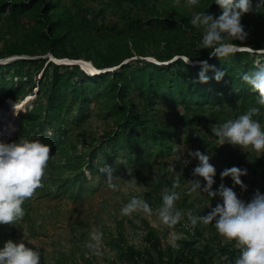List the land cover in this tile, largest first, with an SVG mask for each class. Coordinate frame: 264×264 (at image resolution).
Returning <instances> with one entry per match:
<instances>
[{
    "label": "trees",
    "instance_id": "obj_1",
    "mask_svg": "<svg viewBox=\"0 0 264 264\" xmlns=\"http://www.w3.org/2000/svg\"><path fill=\"white\" fill-rule=\"evenodd\" d=\"M255 4L253 0L254 9L241 17L246 39L234 41L253 51L219 58L209 55L211 49L199 47L202 29L190 23L193 12L184 0H0V58L25 55L0 62V108L5 98H20L36 82L38 89L8 142L23 136L50 145L41 184L55 196L74 199L96 190L105 176L123 171L136 176L147 169L156 172L155 189L142 199L161 204L163 194L156 187L163 186L167 176L165 157L178 153L183 138L201 149L207 146L215 156L226 148L230 157H223L224 163H244L241 155L228 149L230 143H218L211 128L254 106L261 109L255 118L264 123V106L257 104V94L242 80L245 72L264 63V52L257 51L264 49V8ZM193 8L214 16L222 11L214 0H199ZM47 54L83 59L104 70L88 73L80 63H57ZM185 56L208 60L224 71V77L217 81L215 70L209 69V80L200 82V64H188ZM111 66L115 67L105 69ZM91 115L102 120L103 130L94 131L88 144L82 142L78 148L71 134L80 140L82 124ZM74 127L80 130L76 134ZM248 153L250 160L242 169L259 174L264 188L259 169L263 155L257 156L252 148ZM176 178L186 179L179 172L172 176ZM187 189L185 185L179 205L195 207L192 201L187 203ZM143 224L142 247L124 242L121 232L111 239L127 264H234L240 254L234 242H221L214 222L198 223L194 229L188 220L180 224L178 248L164 246L155 228L147 220ZM86 259L93 264V255Z\"/></svg>",
    "mask_w": 264,
    "mask_h": 264
},
{
    "label": "clouds",
    "instance_id": "obj_2",
    "mask_svg": "<svg viewBox=\"0 0 264 264\" xmlns=\"http://www.w3.org/2000/svg\"><path fill=\"white\" fill-rule=\"evenodd\" d=\"M214 2L222 10L220 15L214 16L212 13L199 11L191 16L190 23L202 29L199 47L211 49L209 55L219 58L241 50L252 51L249 47L234 41H243L248 35L241 23V17L244 13L254 9L253 0H214ZM198 3L199 0H184V4L189 8L198 5ZM255 8H264V0H256ZM149 57L145 58L160 62ZM55 58L53 55H49V60L57 63L79 61V59ZM183 58L188 64H200L201 69L198 73L200 82L209 80V76L206 74L209 69L215 70L214 78L217 81L225 75L224 71L215 69V65H210L206 59L191 61L187 56ZM92 69L89 73H99L104 70L96 69L94 66ZM242 80L257 94V104L264 106V63H258L254 70L245 72L242 75ZM24 95L18 99H22ZM6 99L8 101L12 98ZM260 111L259 107H250L237 117L227 119L212 127L211 131L218 138L219 144L227 142L240 145L243 149L250 146L257 153H264V123L255 118ZM49 153L50 145L39 139L21 136L12 142L0 141V224L13 223L25 215L23 203L41 186V180L50 158ZM190 155L199 161L193 169V175L202 177L203 183L201 179L192 181L188 191L206 193L209 197L220 198L215 206L211 205L210 210L203 215L189 212L187 220L191 227L194 229L198 223L214 222L216 230L228 240L235 241L240 250L234 264H264V193L257 189L251 199L246 202L238 197L233 187L226 186L223 182L213 189L216 168L210 163V156L199 149L191 151ZM172 167L170 165V168ZM246 173L247 169L234 165L224 168L220 172V176L221 178L230 176L235 185L244 188L246 186L243 184L241 176ZM179 183L178 179L175 180L172 189L166 191L162 196L159 218L168 226L176 225L183 216V213L175 207L179 193L174 189ZM109 187L115 189L117 185L109 183ZM137 210L148 213L152 211L146 201L134 196L129 202L122 205L120 212L122 215H131ZM102 235L99 231L91 233L90 239L94 243L89 244L90 250L99 247ZM177 239H179L178 235L173 237L174 241ZM0 241L2 242V240ZM173 247L178 248L179 244L173 243ZM40 256L38 250L28 247L23 240L14 242L12 239H8L0 246V264H40Z\"/></svg>",
    "mask_w": 264,
    "mask_h": 264
},
{
    "label": "rangeland",
    "instance_id": "obj_3",
    "mask_svg": "<svg viewBox=\"0 0 264 264\" xmlns=\"http://www.w3.org/2000/svg\"><path fill=\"white\" fill-rule=\"evenodd\" d=\"M186 8L192 11L193 14L195 13L193 7L189 8L186 6ZM258 51L264 52V49ZM49 55L47 54L46 56L49 58ZM17 56L25 55H12L8 58L0 59V62H7ZM79 60L82 67L86 68L88 73L91 72L92 63L87 61L90 63L86 64V60ZM39 76L40 74L38 73L36 78L38 79ZM37 93L36 82L32 90H27L24 98L22 97V99L14 102V104L19 105L17 108L11 107L5 98L3 106L0 108V127L6 126L5 128H10V130L7 140L4 142L11 140L18 132V118L31 108L38 95ZM164 109L167 110L166 107ZM168 117L171 116L169 115ZM68 126L70 127L71 124ZM82 126L83 136H81L80 140H76L77 137L71 134L78 148L82 146V142L88 144V138L95 135V132L101 134L103 130L102 120L96 115H91ZM177 127H179V131L182 134L186 132L183 126ZM79 131L74 127V134ZM217 141L219 143V140ZM177 146L178 153L176 152L171 156L165 157L167 165L166 167L164 166L163 170L166 171L167 176L163 179V186L156 187V190L160 194H164L166 191L172 189L175 180L178 179L180 181L181 184L174 189L179 193V199L175 202V207L183 213V216L176 225L168 226L164 224L159 218L161 204L148 203L145 198L143 200L152 209L150 213L137 210L131 215L121 214L120 209L122 205L129 202L132 197L135 196L142 199L154 191L155 185L153 183L156 176L155 171L147 169L139 170L140 172L136 176H131L128 171H123L119 176H105L102 184L96 190L87 194L83 193L76 200L73 196H55L53 190L49 191L45 185L41 184L34 191L33 195L24 201L25 215L21 219L13 223L0 224V240H2V244L8 239H12L14 242L23 240L28 247H32L40 252V264H89L90 260L86 258L90 255L94 256L93 264H127L125 260L119 258L117 250L111 244V239L117 238L119 232H121L124 242L142 247L144 244L142 237L146 231L143 220H147L161 237L164 246L166 244L173 245L178 240L174 241V236L178 235L179 239L181 238L183 232L178 229V226L185 225L189 212L194 214L201 209L203 214H205L204 210H210V206H215L220 199L219 197H209L206 193L189 192L187 189V203L192 201L195 207L179 205L185 185L189 188L191 182L196 179H201L203 183L202 177L193 175V169L199 161L195 157H192L190 152L197 149L208 154L210 156V163L216 168L213 189H216L223 182L226 186L233 187L238 197L246 202L251 199L257 189L261 193H264V188L260 181L261 176L259 174L254 176L251 169H247L246 175L241 176V180L246 186L244 188L240 185H235L230 176L223 178L220 176V172L224 168L234 165L242 168L245 165L244 163H248L250 160L248 153V149L251 148L250 146L243 149L240 145L231 144L228 148L231 152L234 151L236 154L241 155L244 163L240 165L237 164L236 160L235 164L232 162L229 164L227 161L223 162V157H226V155L230 157V153L226 148H223L224 151L221 154L215 156V151H208L207 146L201 149L197 143L185 141L184 138L178 142ZM256 155H263L259 169L264 173V153L256 152ZM170 165L173 167L170 168ZM178 172L185 175L186 179L181 180L176 178L173 180L172 176L178 174ZM87 173L89 174V172ZM45 176L48 175L45 174ZM109 183L115 184L117 187L115 189L110 188ZM94 231H99L103 234L102 242L98 248L90 250L89 244L94 243L91 241L90 235ZM220 240L221 242L235 243V241H230L221 234ZM214 264H218V262Z\"/></svg>",
    "mask_w": 264,
    "mask_h": 264
},
{
    "label": "bare ground",
    "instance_id": "obj_4",
    "mask_svg": "<svg viewBox=\"0 0 264 264\" xmlns=\"http://www.w3.org/2000/svg\"><path fill=\"white\" fill-rule=\"evenodd\" d=\"M55 59H58V58H55ZM63 62H68V61H62L61 63H63ZM90 63V62H89ZM87 61H86V64H89ZM92 65H91V70H93L92 69ZM97 69V68H96ZM24 98V97H23ZM14 100H12V99H8V104L11 106V107H13V108H17L19 105L18 104H14ZM14 105H15V107H14ZM16 112H17V110H16ZM14 114H15V112H14ZM21 115H23V114H21ZM8 124V123H7ZM5 127L6 126H2V127H0V141H5V140H7V137H8V133H9V130H10V128H6L5 129ZM7 127H8V125H7Z\"/></svg>",
    "mask_w": 264,
    "mask_h": 264
},
{
    "label": "water",
    "instance_id": "obj_5",
    "mask_svg": "<svg viewBox=\"0 0 264 264\" xmlns=\"http://www.w3.org/2000/svg\"><path fill=\"white\" fill-rule=\"evenodd\" d=\"M75 62H80V60L79 61H75ZM193 64H196V63H193Z\"/></svg>",
    "mask_w": 264,
    "mask_h": 264
}]
</instances>
